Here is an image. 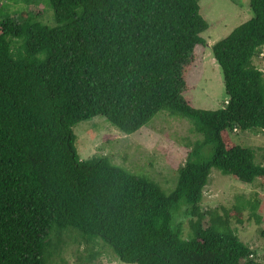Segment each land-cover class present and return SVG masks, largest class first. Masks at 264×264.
<instances>
[{"label": "trees", "instance_id": "1", "mask_svg": "<svg viewBox=\"0 0 264 264\" xmlns=\"http://www.w3.org/2000/svg\"><path fill=\"white\" fill-rule=\"evenodd\" d=\"M19 1L11 10L0 0V264H49L68 232L91 245V259L101 238L132 264H262L231 209L201 202L213 167L245 183L264 178L254 149L231 136L264 130V72L254 63L264 0H250L253 16L213 44L229 95L217 110L183 95L207 44L200 0ZM160 111L190 118L204 137L172 191L106 156H80L76 123L103 116L132 134Z\"/></svg>", "mask_w": 264, "mask_h": 264}, {"label": "rangeland", "instance_id": "2", "mask_svg": "<svg viewBox=\"0 0 264 264\" xmlns=\"http://www.w3.org/2000/svg\"><path fill=\"white\" fill-rule=\"evenodd\" d=\"M3 4L11 10L21 9L23 5L19 0H3ZM200 6L201 14L209 23V28L203 33L207 44L196 49L195 60L186 73L188 88L183 95L196 108L217 110L225 106L229 95L223 70L213 53V44L250 19L253 12L250 0H200ZM44 16L50 20L51 13L46 12ZM254 63L264 72V47ZM73 131L77 136L76 147L83 159L106 156L130 173L149 177L166 192L176 187L179 166L185 163L193 147L204 139L195 131L190 118L170 115L167 111L158 112L147 125L132 134L120 130L103 116L80 121L73 126ZM231 136L235 142L252 147L255 162L264 166V130H238L231 132ZM220 206L231 209V215H235L231 219L233 228L253 249L254 258L264 264V238L260 233L264 227V178L245 183L213 167L203 191L201 210L211 207L221 210ZM238 206L242 207L240 215L236 210ZM259 218L261 223L256 220ZM208 222L207 216L204 225ZM184 229L188 236L191 230L189 218L185 219ZM67 231H75L82 236L76 230ZM64 235L68 244L59 250L61 257H49V264H132L122 261L101 238L97 239L99 243L94 247L100 253L91 259V253L94 254L91 245L85 242L77 244L72 233Z\"/></svg>", "mask_w": 264, "mask_h": 264}]
</instances>
